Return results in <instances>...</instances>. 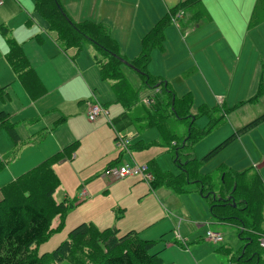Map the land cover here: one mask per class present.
Returning <instances> with one entry per match:
<instances>
[{"label": "rangeland", "instance_id": "374dc122", "mask_svg": "<svg viewBox=\"0 0 264 264\" xmlns=\"http://www.w3.org/2000/svg\"><path fill=\"white\" fill-rule=\"evenodd\" d=\"M32 1L3 0V7L0 8V48L5 49L7 41H12L21 46V50H23L29 62L31 60V65L36 70L40 80L46 83L50 100V107L46 114L53 119V122L47 128H52L47 134H45V130L33 132L28 126L19 124L16 128L17 133L14 134L6 129H0V189L54 154L60 146H73L76 144L73 146L74 148L70 149L75 154L76 160L66 157L65 162H57L52 166L59 179V185L53 192L55 202H62L63 197L66 196L73 203L76 187L80 184L79 180L93 174L90 167H85L97 166V162L103 155L115 148L112 139L114 134L107 123L111 117L118 114L122 109L115 103L111 83L101 81L97 74L93 73V81L69 78L71 82H65L62 73L57 74L64 62L70 63L72 69L77 67V57L73 63L70 59L72 55L70 49L66 54H57L58 51L55 45L48 42L49 39L45 32L47 22L34 11ZM229 1L232 3L235 0ZM227 2V0H224V4L227 5ZM236 3L241 8L246 7V17L239 19L237 22L234 19L235 24L230 25L228 29L225 26L223 31H221V25L217 27L219 33L221 31V33L226 34V37H224L225 40L227 38V41H224L226 49H217V51H222L220 52L222 57L218 56L220 60L215 64L214 70L204 71V78L199 71L193 74V69L196 70L194 61H201V58L205 60V56L213 54L211 46L218 44L214 41V37L207 33V30L216 25L219 20L225 22V18L219 19L222 14H215L212 11L213 8L215 11H219L220 0H209L203 3L205 8L208 7V13L204 11L209 17V21L211 18V22L195 33L192 34L191 32V34L182 38V35L173 26H168L165 30L163 49L151 51L150 62L146 67L151 75L160 76L168 81L170 88L174 89L173 91L177 97L190 95L192 100L190 113L195 117L194 126L197 131L204 130L207 127L206 111L212 109L211 114L214 118H222L223 116L220 114L222 107L239 106L227 117L225 122L222 118V123L217 128L204 135L191 148L192 155L195 153L198 158H201L231 134L233 126L237 129L241 124H245V122L264 112V72H262L264 69L261 71V65L264 64V3L256 4L254 0H236ZM203 6L191 8V10H180L173 19L181 20L180 26L184 27L186 20L189 21L187 16L190 14L192 17L196 11H199V16L201 15V18L204 16ZM255 7L258 8V13L255 15H258L260 21L253 16L254 25L252 26L250 25L251 13L254 12ZM189 23L191 22L189 21ZM193 26H195L194 22ZM202 31L208 34L205 37L208 45L205 42L206 46H203V49L199 51V44L195 42V46H197L195 47L191 42V36L195 41L196 35ZM39 35L41 39H44V42L37 40ZM51 45L57 53L51 49ZM85 51L87 52L84 55L95 68L93 57L95 53L92 48L84 47L78 56ZM48 57L51 59L48 60ZM121 69L127 82L138 93V99L141 100L132 109L131 113L139 112L142 106L148 108L149 100H154L153 96L157 91L149 90L153 93L150 94L151 96L148 94L150 97L145 98V90L138 74L126 66ZM254 70H257V72L253 78ZM2 71H4L9 82L5 86L8 101L19 103L22 106L24 103L21 98L22 95H19V85L15 81L13 82L15 86L11 85L7 64ZM259 72L262 74L263 93L257 99L256 104L252 105L245 101L253 96L256 91ZM48 74H51V80L47 84L48 79L46 76ZM1 90L3 91H0V99H6L4 89ZM88 99L106 105V112L98 123L92 124L84 116V103ZM146 101H148V105L145 104ZM24 107H26L24 111L30 109V105L22 108ZM51 109L62 112L66 122L55 126V121L59 119L60 115ZM185 123H176L177 136L182 137L181 135H185L187 130ZM15 124L17 125V123ZM36 125L38 124L34 126ZM28 129V133L22 132V130ZM127 130L126 135L130 142L132 140H136L135 142L142 141L145 147L136 151L135 149L131 150L132 157L131 159L128 157L126 162L130 163L131 166L143 167L147 166L150 160H154L155 165L161 172L164 171L163 173L172 175L179 174V169L172 164L171 154L168 155L164 148L157 144L158 134L155 129L142 131L138 139L135 138L133 128ZM262 140L264 143V135ZM235 141L222 147L217 155L205 162L202 165L201 172L213 173V170L217 168L216 166L225 156H229L230 160L233 158L235 160L237 155H235L234 146L232 147ZM258 168L264 170V164L258 165ZM148 172L153 176L150 170ZM212 176H215V173ZM105 177L109 182L107 180L103 181L101 176L91 181L90 187H93L95 181H97L102 185V188L93 191L92 194L88 193L89 199L82 204H73L72 208L66 210L62 227L53 232L45 243L35 248L34 253L36 256L50 255L66 239L67 234L80 225L78 223L85 221L84 223H92L95 226L96 223H99V220L103 221L102 225L113 221L119 225L117 227L121 231L129 225H134L140 230L136 233L143 240L147 239V237H144L143 232L148 235L155 234L156 239L151 240L153 246L149 252L151 254L157 253L164 264H226L225 256L222 254L223 249L227 248L236 255V253L239 254L241 247L244 245L243 241L238 238L237 229L233 226L216 221L218 227L214 228L213 225L204 220L205 217H210L208 211L207 215L203 212L207 205L194 193V190H196L194 185L186 186V190L193 191V193H187L183 196L184 199H181L164 185L155 190L147 191L148 183L136 174L123 179H115L112 176ZM1 198L0 194V202L2 201ZM164 200L169 206L177 209L186 210L191 206L194 207L193 216L196 221L201 222L203 225L200 232L194 235L192 239H183L179 230L180 224L192 228V233L197 231L194 228L196 224L190 223L193 222L192 217L180 218L175 215L176 211H172L169 216L173 220L167 219L170 225L174 221V225L168 228L167 231H163V228L167 225L160 219V208H164L162 206L165 203ZM232 204L230 203V205ZM58 222L57 218L53 219L51 227L55 228ZM95 227L98 230H104L98 226ZM206 230L220 232L223 243L213 247L208 245L206 241H202L201 238H204L203 234L205 235ZM118 233V237L124 235L119 230ZM170 234L173 236H170ZM191 242L198 244L199 248L195 245L191 246ZM51 264L67 263L62 261Z\"/></svg>", "mask_w": 264, "mask_h": 264}, {"label": "trees", "instance_id": "16d2710c", "mask_svg": "<svg viewBox=\"0 0 264 264\" xmlns=\"http://www.w3.org/2000/svg\"><path fill=\"white\" fill-rule=\"evenodd\" d=\"M201 1L184 0L169 10L142 37L140 52L132 61L119 55L118 45L106 26L92 21L73 22L66 16L59 0H34L33 3L34 11L47 22V31L62 52L73 49L78 53L83 45L90 46L95 52L94 60L100 79L111 83L115 103L123 110L109 121L114 133L118 135L129 128H134L138 134L151 128L157 131V144L171 154L179 174L160 172L151 161L147 164L148 170L153 174L150 187L155 190L164 185L181 195L186 193V186L194 185L195 191L206 200L211 218L237 229L238 238L244 243L236 255L229 249H223L222 254L229 256L227 264H264V184L259 174L254 170L233 172L220 164L213 173L201 172L202 165L217 155L222 147L263 123L264 114L197 159L192 155L191 148L204 135L217 128L222 118H214L212 109L206 111L207 127L197 131L194 126L195 117L190 113V95L177 97L167 81L151 75L146 68L151 51L163 49L167 27L176 26L178 20L173 19L175 14L180 10L200 8ZM261 2L264 3V0H257L256 4ZM256 7L251 13L252 26L253 16L260 21L258 15H255L258 13ZM203 12L204 16L201 18L200 12L196 11L189 21L194 22L196 27L202 25L200 23L209 22V17L204 10ZM7 44V60L11 69L17 74L29 97L33 100L39 98L43 95V90L35 76L29 73L25 60L20 58L19 45L12 41H7ZM122 62L128 63L138 74L144 89L157 91L153 96L154 100H149L148 108L142 106L139 112L133 114L132 109L139 104L138 93L127 82L121 69L124 66ZM263 69L264 64L261 65V71ZM260 76L256 93L246 103H254L262 95ZM64 120L60 118L56 124L59 125ZM1 122L13 133V129H8L6 123ZM179 122L186 124L187 130L182 137L177 136L176 123ZM116 139L117 136L115 141ZM73 146L53 154L0 189V264H51L62 261L67 264H164L157 253L149 252L153 243L142 240L135 231L118 237L116 227L98 230L92 223H83L72 229L50 255L36 256L35 248L45 243L53 232L62 227L66 210L74 204L68 200L55 202L53 192L59 185V179L52 169L55 163L71 156L73 151L70 149ZM214 173L215 176H212ZM218 199L221 201H217ZM55 218L59 222L52 228L51 223Z\"/></svg>", "mask_w": 264, "mask_h": 264}, {"label": "crops", "instance_id": "0c3cea01", "mask_svg": "<svg viewBox=\"0 0 264 264\" xmlns=\"http://www.w3.org/2000/svg\"><path fill=\"white\" fill-rule=\"evenodd\" d=\"M182 1H184V0H59L61 6L65 10V13L67 14V16L71 20H73L74 22L92 21L94 23L102 24V26L103 25L106 26V28H108L110 36L118 45V49H119V53H120L119 55H121L125 60H128V61H132L133 59H135L138 56V54L140 52V41H141L142 37L145 36L147 31H149L151 29V27L158 20H160L165 14H167L169 10H171L173 7H175L178 3L182 2ZM207 1H209V0H202L200 4L203 6V3L207 2ZM227 1L228 2L226 5V4H224V0H220V4H219L220 7H219L218 12L215 11L214 8L212 9L213 13L222 14L219 17V19L225 18V22H222L221 20H219L216 25H213L211 27V29L207 30V33L211 34L214 37V41L218 42V44L211 46V48L213 50V54L205 56V60H203L201 58L200 59L201 61H197V60L194 61V66L196 67V70L193 69V74L195 72L198 73V71H199L200 75L203 78L205 77L204 71L207 72V70H209V69L214 70L215 64L220 60V58L218 56L220 55L222 57V55L220 54V52H222L221 48L226 49V43H224V41H227V38H226V40L224 38V37H226L225 36L226 34L221 33V31L224 30L225 26H226V29H228L230 25L233 26L235 24L234 19L237 22L239 19L246 17V7L241 8L240 5L238 3H236V0L232 1V3H230L229 0H227ZM256 1L257 0H254V2H256ZM33 2H34V0L32 1V3ZM2 7H3V5L0 6V8H2ZM253 7H254V4H253ZM203 8H204L203 10H205L207 12L208 7L205 8L203 6ZM33 9H34V3H33ZM188 10H191V9H188ZM189 18H191V14L189 16H187L188 20H189ZM180 21L181 20H178L176 26L175 25H171V26H173L175 28V30H177L179 32V34L182 35V38H183L184 36H188L189 34H191V32L193 34L197 31L201 30L203 27L209 25L208 23L211 22V18H210L209 22L200 23L202 25H198L197 27L196 26L194 27L193 23L192 22L189 23V21H187V20H186V22L184 21L185 26L181 27ZM220 25H221V31L219 33L217 27H220ZM45 32H46L47 38L49 39L48 42H51V44L55 45V48L57 49L58 53L56 52V49L53 47V45H51L52 46L51 49L57 54H62V53L66 54V52L68 50L66 52H62L60 50V48L54 43L50 33H48V31H47V24H46ZM207 33L203 32V31L198 33V35H196V37H195V41L193 40V38L191 36L192 44L194 46H195V42L199 44V48H200L199 51H201L203 49V46L208 45V42L205 41V37H207V35H208ZM37 40L39 42H44V39L43 38L41 39L40 35L38 36ZM205 42H206V45H205ZM7 45L8 44L6 43L5 49L0 48V91L2 92L3 90H1V89H4V92H5L4 97L6 98V99H0V115H1L0 116V129L3 128V129L7 130V128H5L1 124L2 123L1 121H3L4 123H6L5 125L8 127V129H10V128L13 129L12 134L17 133L16 128L19 125L28 126L33 132H36L39 130L40 131L45 130V134H47L49 132V130H51V128H52V127H49V128H47V127L50 125V123L53 122V119L46 114L49 110V107H50L49 92L47 91L46 83L44 81L40 80L36 70L31 65V60L29 62L28 58L23 53V50H21V46H19L20 47V58L25 60L29 73H31L32 75L35 76V78L37 79V81L40 84L41 90H43V95H41L39 98H36L35 100L31 99L29 97V94L25 90V88L22 87L23 85H21V82L19 81L17 74L14 73V71L10 67V62L7 60V54L9 52V48ZM138 46H139V48H138ZM84 47L91 48L88 45H83L81 50L78 53H76L73 49H70L71 54H72L70 56V59L73 63L77 57V67L73 68L75 70H73L70 67L71 66L70 63H66V62L62 63V67H60V69L58 70L57 74L62 73L63 76L65 77V82H71L70 79H74V80L78 79V80H82V81H88V80L93 81L94 80L93 73L97 74L100 78L99 69L95 64V60H94V64H95V68H94L92 66V63L89 61V59L84 55L87 51H85L83 54L78 56V54L82 51V49ZM195 47H197V46H195ZM217 49H221L220 51L218 50L219 54H218ZM131 57H133V58L130 59ZM50 59L51 58L48 57V60H50ZM6 64L8 67V76L11 78V85L15 86L13 84L14 81L16 83H18V85H19V87H18L19 88V95L20 96L22 95L21 98L23 99L22 101L24 103L22 106H20L19 103H13L11 101H8V99H7V92L5 91V88H6L5 86L9 82L7 80V76L5 75L4 71H2V70H4ZM73 65L76 66V64H73ZM256 72H257V70H254L253 78L256 75ZM200 75L198 74V76H200ZM260 75L262 76V74L260 73L258 75V79H259ZM153 76H155V75H153ZM156 77H160V76H156ZM46 78L48 79V81H47V84H48L49 81L51 80V74H48L46 76ZM160 78H162V77H160ZM162 79H164V78H162ZM164 81H165V79H164ZM257 86H258V84H257ZM45 90H46V94H45ZM144 90H145V96H146L145 98H147V96H149L151 93H153V91H149L146 89H144ZM256 90H257V88H256ZM255 93H256V91H255ZM254 94H253V96H254ZM253 96H251L250 98H252ZM4 101H7V102L4 103ZM140 101L141 100H139V102ZM94 102L99 103V102H97L95 100H91V99H88L84 103V116L86 119H87V104L88 103H94ZM99 104L103 107L104 110L106 109V105H103L101 103H99ZM249 104L254 105V104H256V102L249 103ZM27 105H30V109L24 111V109L26 107H24V108H22V107L27 106ZM42 108H45V109H42ZM238 108H239V106H237V105H233L232 107H229V108L222 107L220 110L221 111L220 114L223 116L222 117L223 122H225L227 120V117L231 113H233L234 110H236ZM51 110H54L58 115H60L58 120H60V118H64L62 115V112H60L59 110H57V109H51ZM121 111H123V110H121ZM121 111L113 117H116L117 115H119L121 113ZM263 114H264V112L255 116L254 118L250 119L248 122H245V124H243V125L241 124L237 129L235 126H233L232 133L237 132L238 130H240L244 126L246 127L247 124H249L251 121L255 120L256 118H258L259 116H261ZM3 115L7 116V118L5 119ZM100 118L96 122H93V123H98ZM111 118L108 120L107 125H108L109 129L111 130V132L114 134L112 139H113V143L115 144V148H113V150H111V151H108V153L106 152L103 155V157L97 162V166L85 167V168L90 167V171L93 170L92 171L93 174L87 175V176H85L79 180L80 184L76 187V195H74V204L75 205H80L83 202H85L87 199H89L88 193L92 194L93 191H96V190L102 188V185L100 183H98L97 181H95L93 187H90L89 185H90L91 181H93L94 179L101 176V177H103L102 178L103 181L107 180L109 182L107 177H105L106 175L104 173L108 169H110V167L111 168L117 167V166H121L124 164H127V166H131L130 163L126 162V160H128V157H130V159L132 157L131 150L135 149V151H136L138 149H142L143 147H145L142 141L135 142L136 140H132L130 142L127 139L126 133L128 130H126V131H124L118 135V136H120V138L125 140L126 150H122V151L119 150L116 147V141H115V137L117 135L114 133L112 127L109 125V121L111 120ZM58 120L55 121V126H57L56 123L58 122ZM65 122H66V119L61 124L65 123ZM15 123H17V125ZM90 123H92V122H90ZM221 123H222V119H221ZM35 124H38V125L34 126ZM61 124H59V125H61ZM133 130L135 133V138L138 139V137L141 135L142 132L140 134H138L134 128H133ZM22 132L28 133L29 129L28 130H22ZM232 133L229 134L226 138H224L221 142H223L230 135H232ZM136 135H137V137H136ZM263 135H264V122L259 124L256 127H254L253 129L247 131L246 133L239 135V137H237L236 139L233 140V141H235V140L236 141L233 142L234 145H232V147L234 146L235 155H237L235 157V160H234V158L230 160L229 156H225L223 158V160L219 162V164L226 166L227 168H229L233 172L234 171L235 172H243V171H247V170H254L259 174V176L262 179V182L264 184V170H261L258 168V165L264 164V143L262 140ZM221 142H219V144ZM219 144H217V145L219 146ZM217 145H215L214 147H216ZM68 146L69 145L60 146V148L58 150H56V152L54 154L62 151V149L66 148ZM213 148H211L209 151H211ZM164 150L166 151V149H164ZM166 153L169 155V153L167 151H166ZM193 156H195V158H197V159H200L196 156L195 153H193ZM70 158H73V160H76L75 154L72 153ZM170 158L172 161L171 156H170ZM246 158H247V161H246ZM66 160H62V162H65ZM151 161H153L155 163L154 160H150L149 162H151ZM218 166H216V167H218ZM85 168H83V169H85ZM174 175H177V173ZM127 180H129V179H127ZM148 186L149 187H148L147 191L148 190L152 191L153 189L150 187L149 184H148ZM82 191L86 195L85 198H80V193H82ZM185 191H186L185 194L193 193V191H188V190H186V188H185ZM194 193L197 194L199 196L200 200L204 201L207 205L203 212H204V214L207 215V211H208L210 219L205 217L204 220L208 221L209 222L208 224L213 225L214 228L218 227L216 225L218 223H216L214 221V219L211 218V215L209 212V207H208L206 200H204L196 191ZM185 194L178 195V197H181V199H184L183 196ZM64 200H68L66 196L63 197V201ZM68 201H70V200H68ZM164 202L165 203L162 205L164 208L163 209L160 208V213H161L160 219L163 221L164 224H167L163 228V231H167L168 228H170L171 226L174 225V221H173V224L170 225V223L167 219L173 220V219L169 218V216L171 215L172 211H176L175 215L179 216L180 218L192 217L193 222H190V223L196 224V225H194V228L197 229V231H195L194 233H192V228H187L183 224H180L179 230H180V233H181V236L183 237V239H185V240L192 239L194 235H196L198 232H200L201 227L203 225L201 224V222L196 221L195 217L193 216L194 212H195L194 207L191 206L190 208L183 210L182 208L177 209V208H173V207L169 206V204L165 200H164ZM84 222L85 221H82L78 224H81ZM102 222L103 221L99 220V223H96L95 226H98L100 229H105V228H109V227L114 226L121 232V234H125V233L135 231V230H136L135 232L140 231L134 225H129V227H127L125 230L121 231L118 228L119 225H117L113 221L108 222L104 225H102ZM187 229H189V230H187ZM262 230L264 231V218H263ZM206 231L213 232L212 230H206ZM214 233H218V234L222 235L218 231L214 232ZM143 234H144V237H147L146 241H151L153 239H156L155 234L148 235L146 232H143ZM170 236H173V235L170 234ZM203 236H204V234H203ZM201 240L205 241V239L203 237L201 238ZM174 241H176V240H174ZM206 243H208V242H206ZM194 245L197 248H199L198 244H196L195 242H191V246H194ZM208 245L213 246V247H217L219 244L209 243ZM224 250H228V249L224 248ZM223 256H225L224 259L226 260V264H227V258L229 256L228 255H223ZM168 264H172V263H168Z\"/></svg>", "mask_w": 264, "mask_h": 264}, {"label": "built area", "instance_id": "2783aa9c", "mask_svg": "<svg viewBox=\"0 0 264 264\" xmlns=\"http://www.w3.org/2000/svg\"><path fill=\"white\" fill-rule=\"evenodd\" d=\"M3 0H0V6H2ZM145 104L148 105V101L145 102ZM105 114V110L99 103H88L87 104V119L89 122H96L102 115ZM119 135V134H118ZM117 135L116 139V147L119 150H126V142L124 139L120 138V136ZM106 176H112L115 179H123L125 177L131 176V175H139L144 181H146L148 184H150L153 181V176L148 172L147 166H127V164L113 167L108 169L105 173ZM85 193L82 191L80 194V198H85ZM204 239L206 242L212 243V244H220L222 243V236L218 233L206 231L204 235Z\"/></svg>", "mask_w": 264, "mask_h": 264}, {"label": "water", "instance_id": "95a60500", "mask_svg": "<svg viewBox=\"0 0 264 264\" xmlns=\"http://www.w3.org/2000/svg\"><path fill=\"white\" fill-rule=\"evenodd\" d=\"M122 64L124 65V66H126V67H128L129 69H133L128 63H126V62H122ZM134 71V70H133ZM213 200H214V197H213ZM218 201H220V200H218ZM232 206H234V205H232Z\"/></svg>", "mask_w": 264, "mask_h": 264}]
</instances>
